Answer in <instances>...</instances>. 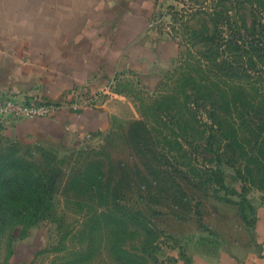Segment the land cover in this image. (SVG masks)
Listing matches in <instances>:
<instances>
[{"label":"rangeland","instance_id":"1","mask_svg":"<svg viewBox=\"0 0 264 264\" xmlns=\"http://www.w3.org/2000/svg\"><path fill=\"white\" fill-rule=\"evenodd\" d=\"M260 4L155 2L139 64L118 71L106 94L103 130L55 144L10 136L25 119L0 124V264H125L124 250L141 255V264H214L255 248L264 159L255 161L247 145L216 174L186 159L205 143L187 129L186 100L196 84L215 89L203 91L220 111L239 98L238 79L220 74L228 63L235 70L251 65L252 49L233 43L250 39L256 17H264ZM251 82L243 79L246 88ZM203 126L196 130L206 136ZM151 144L168 157L173 149L176 158L154 154Z\"/></svg>","mask_w":264,"mask_h":264},{"label":"crops","instance_id":"2","mask_svg":"<svg viewBox=\"0 0 264 264\" xmlns=\"http://www.w3.org/2000/svg\"><path fill=\"white\" fill-rule=\"evenodd\" d=\"M158 1L0 0V93L79 104L26 119L10 136L61 144L105 129L106 94L118 82V71L139 64V39ZM93 97L96 101L86 104ZM256 217L255 248L240 258L221 256L214 264H264V198Z\"/></svg>","mask_w":264,"mask_h":264},{"label":"trees","instance_id":"3","mask_svg":"<svg viewBox=\"0 0 264 264\" xmlns=\"http://www.w3.org/2000/svg\"><path fill=\"white\" fill-rule=\"evenodd\" d=\"M257 2H262V0H257ZM260 5V9H262L264 6L262 4ZM256 18H259V20L255 19L253 22V32L248 34L250 39H245L241 35L239 38H236L235 41L232 40L234 41V46L238 50L248 47L252 49L251 65L242 68L238 67V69L235 70L233 67H230L228 63L220 74L221 76L234 77L239 81V85L236 86L234 90V92L236 91V95H239V98L233 103L228 104V110L227 103L225 107L221 109L225 114L226 111H228V113L222 115L216 105V101L211 102L210 106L207 104V96L203 90L207 89L214 91L215 89L213 90L211 85H197V80L194 81L197 87L194 88V98L190 95L186 100L191 114V120L188 123L189 128L187 129H189L192 134L204 137L205 139L204 144L192 146L190 152H186V159L189 157V159L196 160V162L200 160L201 166L205 167L204 169H208V171H212V174L218 172L216 170L223 161L236 162L237 152H245V149L247 150L245 146L247 145H251L252 152H254L255 155L258 153L255 161L261 163L260 157L264 159V82L261 85L258 80V78H263L262 80H264V33L260 31L261 29L264 31V17ZM227 46L232 48L229 43H225V47ZM256 58L261 60L262 67L258 66V61L255 60ZM215 75L217 74L215 73ZM246 76L249 77V80L253 81L250 83V88H246L243 85V79ZM218 89L219 88H217L216 91ZM253 93L254 95H252ZM216 97L217 94L214 95V98ZM208 107H210V109ZM231 108L233 110H231ZM199 112L203 113L204 116L199 115ZM203 119L205 120L204 126L202 124ZM193 123L196 126H193ZM0 124L4 126L1 122ZM198 126H203L206 132L209 131L208 134L206 136L203 135L201 128L196 130ZM144 127L146 128L145 125ZM176 142L179 143L178 138ZM151 145L154 154H160L169 161L170 158L174 157L172 156L174 152L173 149L169 150L170 155L168 157L167 154L159 150L158 146L156 147L155 144ZM245 153L242 155H246ZM208 166L209 168H207ZM206 175L211 174L206 173ZM254 175H256V177H262L263 174ZM124 251L129 255L125 264H133L132 262L141 264V262H139V259H143L141 255L132 253L129 250Z\"/></svg>","mask_w":264,"mask_h":264},{"label":"built area","instance_id":"4","mask_svg":"<svg viewBox=\"0 0 264 264\" xmlns=\"http://www.w3.org/2000/svg\"><path fill=\"white\" fill-rule=\"evenodd\" d=\"M91 101H96L93 97ZM72 109L79 108V104L75 101L71 104L53 103L44 100L41 96L27 93H13L4 91L0 93V122L5 126L6 123L17 122L34 117L52 116L56 110L63 107Z\"/></svg>","mask_w":264,"mask_h":264}]
</instances>
